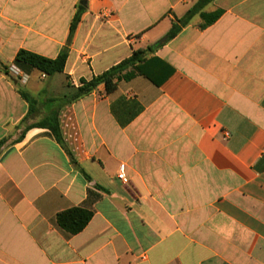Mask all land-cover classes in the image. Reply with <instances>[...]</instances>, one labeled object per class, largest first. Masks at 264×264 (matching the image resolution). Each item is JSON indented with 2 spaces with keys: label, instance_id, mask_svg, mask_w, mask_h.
<instances>
[{
  "label": "crops",
  "instance_id": "crops-1",
  "mask_svg": "<svg viewBox=\"0 0 264 264\" xmlns=\"http://www.w3.org/2000/svg\"><path fill=\"white\" fill-rule=\"evenodd\" d=\"M197 2L0 0V264H264V0H215V24L199 16L167 41ZM154 46L174 70L160 87L137 76L63 104ZM64 49L52 77L15 63ZM18 90L36 122L62 105V143L24 133ZM73 208L93 213L78 235L57 224Z\"/></svg>",
  "mask_w": 264,
  "mask_h": 264
},
{
  "label": "trees",
  "instance_id": "trees-1",
  "mask_svg": "<svg viewBox=\"0 0 264 264\" xmlns=\"http://www.w3.org/2000/svg\"><path fill=\"white\" fill-rule=\"evenodd\" d=\"M214 1L215 0H200L183 18H176L173 22L172 29L167 35V41L175 38L182 28L188 26L192 22L193 18L197 14L203 21L200 25L201 30L207 29L215 24L221 18L223 11L218 10L213 13H206L203 11L205 6ZM84 9L85 8L83 6L78 7V12L71 24L70 39L73 37L79 23L81 22ZM157 47L158 46H154L149 47L146 50H137L130 58L124 60L102 75L94 77L89 82H82V86L77 89L76 93L67 97L63 101V104H71L87 97L100 85L105 86L106 94H113L117 91L118 85L121 81H129L137 76H143L157 87H160L173 75L174 70L163 62L148 58V55L152 54ZM68 55V49H64L58 58L52 60L25 50H21L16 56L15 63L18 66H28L29 68L39 71L45 76L52 77L65 71ZM3 69L6 73H8L7 68ZM18 91L30 106L29 113L21 124L24 128V133L35 128L46 129L49 131L50 136L54 137L57 142L62 143L61 129L58 120V110L62 105L58 109H51L39 120V122H36L40 118L38 102L26 92L21 90ZM51 103H54V101ZM137 114L130 117L129 122L133 121L137 117ZM31 122L36 123L29 125ZM6 142L7 140L0 142V154ZM92 218V212L82 208H73L59 213L57 215V224L62 230L70 235H78L89 225Z\"/></svg>",
  "mask_w": 264,
  "mask_h": 264
},
{
  "label": "built area",
  "instance_id": "built-area-1",
  "mask_svg": "<svg viewBox=\"0 0 264 264\" xmlns=\"http://www.w3.org/2000/svg\"><path fill=\"white\" fill-rule=\"evenodd\" d=\"M15 73L16 74H19L17 70H15ZM118 179L123 183V184H127L128 183V179L126 177V174H125V168L124 166H122L120 168V172L118 174Z\"/></svg>",
  "mask_w": 264,
  "mask_h": 264
},
{
  "label": "rangeland",
  "instance_id": "rangeland-1",
  "mask_svg": "<svg viewBox=\"0 0 264 264\" xmlns=\"http://www.w3.org/2000/svg\"><path fill=\"white\" fill-rule=\"evenodd\" d=\"M199 1H200V0H198V2H199ZM198 2H197V3H198ZM197 3H196V4H197ZM196 4H195V5H196ZM211 4H212V3L208 4L207 6H205V8H204L203 11L208 10V9H209V6H210ZM195 5H194V6H195ZM194 6H193V7H194ZM198 17H199V15L197 14V15L193 18L192 21H194L196 18H197V20H198ZM23 130H24V129H23ZM9 140H11V139H9ZM9 140H8V141H9Z\"/></svg>",
  "mask_w": 264,
  "mask_h": 264
}]
</instances>
